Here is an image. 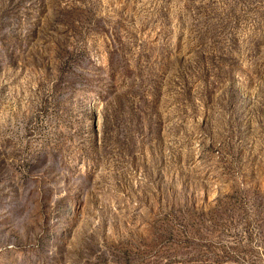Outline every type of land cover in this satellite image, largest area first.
Here are the masks:
<instances>
[{
    "label": "rangeland",
    "instance_id": "obj_1",
    "mask_svg": "<svg viewBox=\"0 0 264 264\" xmlns=\"http://www.w3.org/2000/svg\"><path fill=\"white\" fill-rule=\"evenodd\" d=\"M0 264H264V0H0Z\"/></svg>",
    "mask_w": 264,
    "mask_h": 264
}]
</instances>
